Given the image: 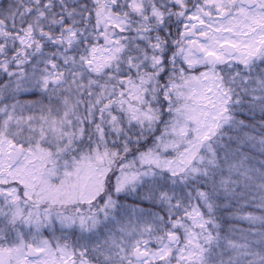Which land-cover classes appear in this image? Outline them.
Here are the masks:
<instances>
[{
    "label": "snow or ice",
    "instance_id": "1",
    "mask_svg": "<svg viewBox=\"0 0 264 264\" xmlns=\"http://www.w3.org/2000/svg\"><path fill=\"white\" fill-rule=\"evenodd\" d=\"M0 264H264V0H0Z\"/></svg>",
    "mask_w": 264,
    "mask_h": 264
}]
</instances>
